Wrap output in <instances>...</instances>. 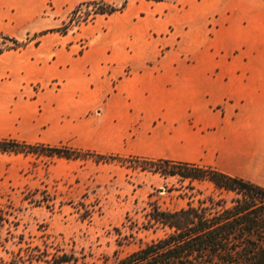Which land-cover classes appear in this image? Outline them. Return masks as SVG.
Returning <instances> with one entry per match:
<instances>
[{"label":"crops","instance_id":"crops-1","mask_svg":"<svg viewBox=\"0 0 264 264\" xmlns=\"http://www.w3.org/2000/svg\"><path fill=\"white\" fill-rule=\"evenodd\" d=\"M46 1L0 0V35L31 39L0 55V139L264 187V0H129L68 34L78 5L125 0H52L50 16Z\"/></svg>","mask_w":264,"mask_h":264},{"label":"rangeland","instance_id":"rangeland-1","mask_svg":"<svg viewBox=\"0 0 264 264\" xmlns=\"http://www.w3.org/2000/svg\"><path fill=\"white\" fill-rule=\"evenodd\" d=\"M46 7L45 16L52 15L53 1L47 0ZM89 12L93 13L84 8L77 19L82 20ZM14 47L0 39L4 52L17 50ZM5 132L4 115L0 114V135ZM208 197L219 199L209 182L164 177L142 171L133 162L68 160L48 157L43 152L0 153L2 237L24 235L25 241L33 245L84 250L91 255L90 263L103 264L105 259L127 256L164 238L166 229L145 228L146 215L153 205L176 211L189 203L198 205ZM15 241L5 243V249L16 250ZM4 256L0 248V258Z\"/></svg>","mask_w":264,"mask_h":264},{"label":"trees","instance_id":"trees-1","mask_svg":"<svg viewBox=\"0 0 264 264\" xmlns=\"http://www.w3.org/2000/svg\"><path fill=\"white\" fill-rule=\"evenodd\" d=\"M128 1L125 0L121 6H112L104 1L82 3L57 32L67 34L72 27L87 24L97 15L122 11ZM84 8L91 9L93 13L89 12L78 20ZM0 39L13 43L15 49L31 42V39L20 42L4 35H0ZM3 52L4 49L0 48V55ZM42 152L48 157L68 160L92 158L97 163L133 162L142 171L159 173L164 177L179 176L190 183L209 182L219 193V199L208 197L198 205L189 203L186 208L176 211H164L153 205L146 215L145 228L162 227L167 230L165 237L127 256H116L111 261L105 259L103 264H264V187L195 163L100 155L67 146L31 145L14 139H0L2 154L36 155ZM190 189L194 190L193 187ZM224 195L230 198L227 200ZM0 226L3 228L2 224ZM12 239L16 240L17 249L6 250L4 244ZM0 248L5 254L0 258V264H95L90 263L91 255L84 250L67 251L48 245H33L25 241L24 235L10 234V237L3 238L0 232Z\"/></svg>","mask_w":264,"mask_h":264},{"label":"built area","instance_id":"built-area-1","mask_svg":"<svg viewBox=\"0 0 264 264\" xmlns=\"http://www.w3.org/2000/svg\"><path fill=\"white\" fill-rule=\"evenodd\" d=\"M85 46H86L85 43H82L81 44V49H83Z\"/></svg>","mask_w":264,"mask_h":264}]
</instances>
